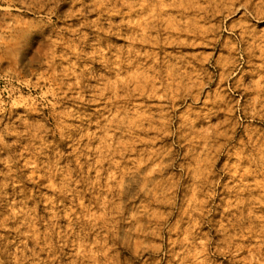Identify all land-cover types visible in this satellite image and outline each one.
Here are the masks:
<instances>
[{
    "label": "clouds",
    "instance_id": "9594fccd",
    "mask_svg": "<svg viewBox=\"0 0 264 264\" xmlns=\"http://www.w3.org/2000/svg\"><path fill=\"white\" fill-rule=\"evenodd\" d=\"M261 25L264 0H0V264H264Z\"/></svg>",
    "mask_w": 264,
    "mask_h": 264
},
{
    "label": "rangeland",
    "instance_id": "374dc122",
    "mask_svg": "<svg viewBox=\"0 0 264 264\" xmlns=\"http://www.w3.org/2000/svg\"><path fill=\"white\" fill-rule=\"evenodd\" d=\"M261 27L264 28V25H261ZM229 39H233L234 40V37H231L228 34H225V36L221 40L220 45L218 47L217 56L214 59H219V57H221V56H223V57H227L228 56V49L226 47V44H227ZM196 50L199 51V49H196ZM245 59H247V57H245ZM253 63H259V61L254 60ZM243 67H244V70H245L244 74L242 76H241V74H237V77H234L233 80L231 82H229V83H231L232 87L235 89V91L231 94L235 99L239 100L240 97L243 95L244 99L241 100V104L245 103L248 100V98L251 95V93H246V92H244V90L242 88H237L236 84L238 83V81H240L242 79L244 85L245 86H249V85H252L254 80L257 78V77H255L253 75V72H252V70L250 68V65L245 64ZM213 71H214V73L216 74V77H217L216 78V84H219V70L218 69H213ZM0 86H2V83H0ZM213 90H215V86L213 87ZM237 131H238L237 143H240L243 140H245L247 137H246V134L243 132L242 129H237ZM185 151H186V149H185ZM234 161H235V157L232 158V161H229L227 159L221 158V162L218 165V167H223L224 165H227L228 163L234 162ZM0 167H2V166H0ZM93 175H94V173H93ZM253 179H255V178L254 177H247V176L244 177L245 183H251ZM230 180H231V177H228L227 179L222 180V186L217 189V196L218 197L220 196L221 193L225 194L223 196L225 205L227 204L228 199L231 198V196L228 195V193H230V191H231ZM42 183H44V182H42ZM256 183H257V185H259L260 184V180L257 179ZM43 191L47 192L48 194H51L49 192V190L46 189V188L43 189ZM189 195H190V193H189ZM260 195H261V189L259 187H257L255 192L253 193V199L254 200H259ZM137 204L138 205H147L148 206L147 210L152 215H157V214H160V213H164L166 211V205H164V204H159V205H157L155 203L149 204L148 200L144 197L143 193L140 194V196H139V198L137 200ZM28 207L29 208H36L37 214L42 219L46 220V219L49 218V215H50L49 209H50L51 206L47 205L46 203L41 202L40 199H37L34 202H30ZM253 208H254V205H253V207L249 208V212L250 213L253 211ZM260 211H264V204H261ZM6 214L7 213L5 212V215ZM178 220H179V216H174V217L169 218V223L170 224H176L178 222ZM220 221L227 222L225 220L223 212L221 213L220 217L217 220L218 225H219ZM61 223L66 225L67 221H62ZM10 227H12V225H10ZM181 227L182 228L186 227V224H182ZM41 230L43 231L44 229L41 228ZM5 235H8V234L5 233ZM12 235L15 236V233H12ZM171 238L174 240L176 238L175 234H173ZM96 239H97V237L95 235H93L92 237L89 238V242L93 243V242L96 241ZM167 239H168V237L165 236V240H167ZM9 243L11 245L10 248H9V251L15 252L16 251V246L20 244V241L19 240H13V241H10ZM251 244L255 245L256 244V240L253 239L251 241ZM29 246L31 247L32 245L30 244ZM64 251L70 255L71 252H72V249L71 248H67ZM174 251H179V246L178 245L174 249ZM248 254L249 253L247 251L242 252L241 253V257L247 256ZM42 255L46 256V254H42ZM120 256H121V264H124V262L126 260H128V259H134L132 257L131 251L127 250V249L122 250L121 253H120ZM170 259H171L170 255L165 257V259L161 262V264H168V261ZM61 264H67V257H65V256L61 257ZM140 264H143V262L141 261ZM225 264H227V261H225Z\"/></svg>",
    "mask_w": 264,
    "mask_h": 264
}]
</instances>
